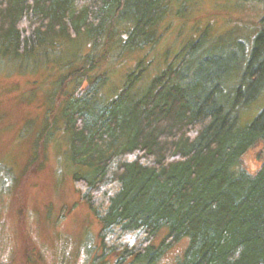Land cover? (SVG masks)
Wrapping results in <instances>:
<instances>
[{"label": "trees", "instance_id": "16d2710c", "mask_svg": "<svg viewBox=\"0 0 264 264\" xmlns=\"http://www.w3.org/2000/svg\"><path fill=\"white\" fill-rule=\"evenodd\" d=\"M193 2L0 0V68L56 77L37 142L63 131L115 264H156L184 239L176 264H264V159L255 172L243 163L264 141V105L242 122L264 94V28L230 57L205 46L207 26L154 76L143 57L107 90L112 68Z\"/></svg>", "mask_w": 264, "mask_h": 264}, {"label": "rangeland", "instance_id": "374dc122", "mask_svg": "<svg viewBox=\"0 0 264 264\" xmlns=\"http://www.w3.org/2000/svg\"><path fill=\"white\" fill-rule=\"evenodd\" d=\"M263 19L264 5L259 1L194 0L190 17L162 23L157 45L112 68L107 90H119L124 76L143 57L154 59L148 73L154 76L166 57L172 58L191 39L200 37L207 26L210 35L205 46L213 48L212 53L239 56L237 40L249 47L264 28ZM8 72L13 70L0 68V264H115L114 255L104 256L102 226L73 180L74 166L66 155L63 131L57 130L49 141L37 142L45 128L56 77L49 78L47 70L35 75ZM263 105L264 94L245 111L242 122ZM263 159L264 141L243 156V163L255 172ZM165 235L164 230L156 243ZM188 243L184 239L171 247L156 264H176Z\"/></svg>", "mask_w": 264, "mask_h": 264}]
</instances>
